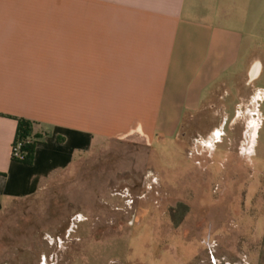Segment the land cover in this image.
<instances>
[{
	"label": "crops",
	"instance_id": "obj_1",
	"mask_svg": "<svg viewBox=\"0 0 264 264\" xmlns=\"http://www.w3.org/2000/svg\"><path fill=\"white\" fill-rule=\"evenodd\" d=\"M37 1L0 0V213L95 142L174 140L216 88L264 72V0ZM15 119L45 133L31 166L11 161Z\"/></svg>",
	"mask_w": 264,
	"mask_h": 264
},
{
	"label": "rangeland",
	"instance_id": "obj_2",
	"mask_svg": "<svg viewBox=\"0 0 264 264\" xmlns=\"http://www.w3.org/2000/svg\"><path fill=\"white\" fill-rule=\"evenodd\" d=\"M43 263L264 264V72L216 88L176 139L97 141L2 210L0 264Z\"/></svg>",
	"mask_w": 264,
	"mask_h": 264
},
{
	"label": "trees",
	"instance_id": "obj_3",
	"mask_svg": "<svg viewBox=\"0 0 264 264\" xmlns=\"http://www.w3.org/2000/svg\"><path fill=\"white\" fill-rule=\"evenodd\" d=\"M16 130L12 147L19 144L18 157L11 155V161L31 166L34 160L36 146L40 144L45 133L36 131L37 124L25 119H15Z\"/></svg>",
	"mask_w": 264,
	"mask_h": 264
},
{
	"label": "built area",
	"instance_id": "obj_4",
	"mask_svg": "<svg viewBox=\"0 0 264 264\" xmlns=\"http://www.w3.org/2000/svg\"><path fill=\"white\" fill-rule=\"evenodd\" d=\"M19 148H20L19 144H16L15 146L12 147L11 155H12L13 157L16 158V157L19 156V155H18V150H19Z\"/></svg>",
	"mask_w": 264,
	"mask_h": 264
},
{
	"label": "flooded vegetation",
	"instance_id": "obj_5",
	"mask_svg": "<svg viewBox=\"0 0 264 264\" xmlns=\"http://www.w3.org/2000/svg\"><path fill=\"white\" fill-rule=\"evenodd\" d=\"M44 264V263H43Z\"/></svg>",
	"mask_w": 264,
	"mask_h": 264
}]
</instances>
